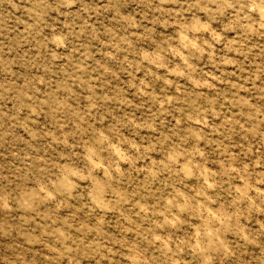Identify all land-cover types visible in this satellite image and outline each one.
Instances as JSON below:
<instances>
[{
	"label": "rangeland",
	"instance_id": "rangeland-1",
	"mask_svg": "<svg viewBox=\"0 0 264 264\" xmlns=\"http://www.w3.org/2000/svg\"><path fill=\"white\" fill-rule=\"evenodd\" d=\"M0 264H264V0H0Z\"/></svg>",
	"mask_w": 264,
	"mask_h": 264
}]
</instances>
